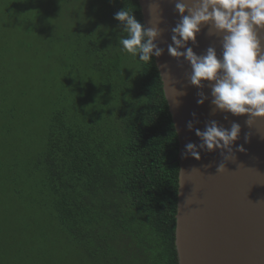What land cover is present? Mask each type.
Wrapping results in <instances>:
<instances>
[{
    "label": "trees",
    "instance_id": "16d2710c",
    "mask_svg": "<svg viewBox=\"0 0 264 264\" xmlns=\"http://www.w3.org/2000/svg\"><path fill=\"white\" fill-rule=\"evenodd\" d=\"M51 5L58 74L43 111L13 107L35 106L28 62L0 74V264H179L178 133L155 57L123 50L114 19L128 8L145 25L140 2Z\"/></svg>",
    "mask_w": 264,
    "mask_h": 264
},
{
    "label": "water",
    "instance_id": "95a60500",
    "mask_svg": "<svg viewBox=\"0 0 264 264\" xmlns=\"http://www.w3.org/2000/svg\"><path fill=\"white\" fill-rule=\"evenodd\" d=\"M139 2L145 26H156L161 33L156 44L162 54L155 60L179 138V264H264V120L249 126L247 115L219 110L212 103L214 81H204L202 87L193 85L190 62L169 53V45L175 47L172 29L181 19L176 0ZM259 35L264 46V29ZM185 47H191L197 56L206 55L211 47L222 58L223 34L202 25L195 41L185 42ZM172 88L177 93L174 97L168 96ZM200 93L207 97L203 104L197 103ZM211 121L229 130L233 123L241 127L229 160L222 155L228 154L226 149L199 148L202 141L196 130L204 131ZM189 142L197 145L199 160L185 155ZM221 163L226 170L218 173Z\"/></svg>",
    "mask_w": 264,
    "mask_h": 264
},
{
    "label": "clouds",
    "instance_id": "9594fccd",
    "mask_svg": "<svg viewBox=\"0 0 264 264\" xmlns=\"http://www.w3.org/2000/svg\"><path fill=\"white\" fill-rule=\"evenodd\" d=\"M175 8L181 19L172 29V40L175 47L169 45L168 51L173 56H183L191 64L190 81L202 87L204 81H214L211 85L212 103L222 111L233 115H247V124L264 120V46L260 39V31L264 29V0H176ZM187 13V14H185ZM114 19L124 25L126 38L119 43L122 49L135 55L139 60L149 62L159 57L162 49L156 44L160 30L156 27L142 25L128 8L114 14ZM210 25L223 34V55L218 58L213 48L204 56L194 54L185 42L195 41L202 25ZM184 48V51L178 49ZM176 90L172 88L174 97ZM197 103L203 104L207 98L200 93ZM192 129V124H188ZM241 132L238 123H233L230 130L211 121L204 131L196 130L202 143L200 149L215 151L226 149L225 160L233 157L232 145ZM186 156L191 155L199 160L197 145L189 142L185 146ZM240 151H244L240 147ZM226 170L224 163L218 166V173Z\"/></svg>",
    "mask_w": 264,
    "mask_h": 264
},
{
    "label": "rangeland",
    "instance_id": "374dc122",
    "mask_svg": "<svg viewBox=\"0 0 264 264\" xmlns=\"http://www.w3.org/2000/svg\"><path fill=\"white\" fill-rule=\"evenodd\" d=\"M49 1L53 4V0H0V74L19 77L28 62L32 68L30 79L37 85V94L32 102L34 107L28 104L27 99L13 104L19 116L27 111H43L46 98L44 94L41 96L42 84L49 83L53 90L57 80L58 66L55 63L59 52L51 38L53 26L48 31V40L43 34L46 25H54L53 19L41 14L43 7L52 6ZM15 81L19 83L20 78ZM69 87L73 89L77 85L70 83Z\"/></svg>",
    "mask_w": 264,
    "mask_h": 264
}]
</instances>
